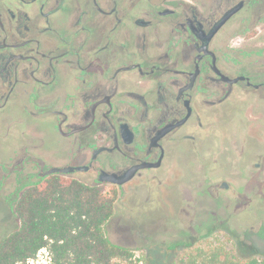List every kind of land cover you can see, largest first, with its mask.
I'll return each mask as SVG.
<instances>
[{"label":"flooded vegetation","instance_id":"af4514ba","mask_svg":"<svg viewBox=\"0 0 264 264\" xmlns=\"http://www.w3.org/2000/svg\"><path fill=\"white\" fill-rule=\"evenodd\" d=\"M52 179L113 196L132 250L264 233V0H0L10 226Z\"/></svg>","mask_w":264,"mask_h":264},{"label":"trees","instance_id":"16d2710c","mask_svg":"<svg viewBox=\"0 0 264 264\" xmlns=\"http://www.w3.org/2000/svg\"><path fill=\"white\" fill-rule=\"evenodd\" d=\"M115 198L78 180H48L30 186L18 200L19 226L0 240V264H25L46 248L48 264H137L128 247L112 242L105 224L114 213ZM192 264H264L235 261L213 250Z\"/></svg>","mask_w":264,"mask_h":264},{"label":"rangeland","instance_id":"374dc122","mask_svg":"<svg viewBox=\"0 0 264 264\" xmlns=\"http://www.w3.org/2000/svg\"><path fill=\"white\" fill-rule=\"evenodd\" d=\"M2 202L0 201V235L4 236L16 228L19 221L16 219L15 224L9 225L12 220L4 212ZM255 223V220H249L244 214L239 219L233 220L231 233L225 230L217 231L206 238H195L190 243L181 242L175 246L173 244L175 239H182L181 235L169 232L168 246L134 248L133 250L129 247V249L133 253L132 259H139L137 264H192L194 260L199 262L201 256L218 249L224 250L235 261L245 262L257 259L264 263V233L257 231L254 233L250 229ZM50 260L49 252L43 248L25 264H48Z\"/></svg>","mask_w":264,"mask_h":264},{"label":"built area","instance_id":"2783aa9c","mask_svg":"<svg viewBox=\"0 0 264 264\" xmlns=\"http://www.w3.org/2000/svg\"><path fill=\"white\" fill-rule=\"evenodd\" d=\"M43 249V248H42ZM44 249H46V248H44Z\"/></svg>","mask_w":264,"mask_h":264},{"label":"water","instance_id":"95a60500","mask_svg":"<svg viewBox=\"0 0 264 264\" xmlns=\"http://www.w3.org/2000/svg\"><path fill=\"white\" fill-rule=\"evenodd\" d=\"M55 170H58V169H55Z\"/></svg>","mask_w":264,"mask_h":264}]
</instances>
